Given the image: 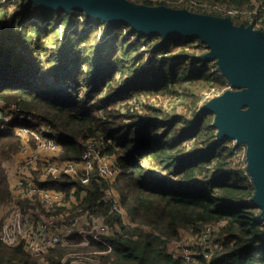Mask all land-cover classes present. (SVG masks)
<instances>
[{
	"label": "trees",
	"instance_id": "16d2710c",
	"mask_svg": "<svg viewBox=\"0 0 264 264\" xmlns=\"http://www.w3.org/2000/svg\"><path fill=\"white\" fill-rule=\"evenodd\" d=\"M79 15L98 20L79 9L68 13L28 0H0V99L49 127L64 149L63 159L81 160L89 139L103 143V155L114 157L120 168L117 177H102L96 166L88 182L65 176L40 184L74 194L69 207L52 213L71 219L89 211L115 231L90 245L76 231L69 244L39 255L25 240L12 245L0 240V264H71L81 252H96L104 264H264V222L252 200L256 186L249 172L231 167L233 139H219L215 113L201 111V91L226 86L218 66L199 67L209 61L188 49L208 51L207 44L179 34L166 40L160 34L140 35L130 25L136 40L123 33L109 36L86 27ZM34 17L58 24L43 25ZM98 21L111 29L119 25ZM159 52L166 55L156 58ZM22 143L17 132L0 131V210L12 197L8 168L16 165ZM198 178L202 185L192 188ZM157 182L174 188L162 189ZM107 190L120 197L106 195ZM115 197L132 224L124 223L123 210L113 208ZM221 222L218 238L224 245L211 258L200 255L190 263L170 250L183 228L198 232L202 224Z\"/></svg>",
	"mask_w": 264,
	"mask_h": 264
},
{
	"label": "built area",
	"instance_id": "2783aa9c",
	"mask_svg": "<svg viewBox=\"0 0 264 264\" xmlns=\"http://www.w3.org/2000/svg\"><path fill=\"white\" fill-rule=\"evenodd\" d=\"M10 1L14 3V0ZM145 1L147 0L143 2ZM151 1L158 3V0ZM164 2L165 0L160 4ZM166 2L186 7L193 12L230 17L236 24H252L254 28L264 31V0H250L242 5L225 0H166ZM79 18L86 27L95 26L102 32L109 31V36L123 33L133 40L137 39V35L126 24H119L111 29L109 25L88 19L84 15H79ZM37 20L43 25L58 24L57 19L42 17ZM150 46L151 42L144 44L143 49ZM165 55L166 53L159 52L156 58H162ZM217 66L215 60L199 65L201 68L211 67L212 69ZM221 76L224 77L222 74ZM224 79L226 86L223 89L214 87L202 91L200 95L202 101H209L225 90L232 89V83L225 77ZM66 90L71 91L72 88L66 87ZM18 120L33 121L34 125L42 127V132L35 133L34 143L30 141L31 133L26 125L14 126ZM4 130L17 132L23 137V143L20 150L21 160L14 167L8 168V174L12 180V197L5 206V210L0 212L1 217L5 213L8 215L0 226L1 241L12 245L25 240L27 249L32 254L39 255L57 244H69L71 235L76 231L84 238V245H90L92 240L104 242V236L114 233L115 230L103 218L89 211L69 220L66 218L68 214H49V210L53 207H69L74 200V194L71 193L68 196L64 192L53 191L40 184L51 177L56 178L63 174L77 176L83 182H88L96 166L102 177L107 179L117 177L120 168L114 157L103 155L102 142L89 139L82 159L79 161L63 159L64 149L53 139L54 132L49 127L32 113L20 110L17 104L6 105L0 99V131ZM61 136L64 134L62 133ZM230 145L234 149L231 163L247 174V146L238 144L236 140H232ZM23 200H31L33 205L23 207L20 204ZM114 209L120 210L119 198L115 199ZM222 224L223 222L205 223L200 226L198 232H194L192 228L188 229L187 231L192 234L173 243V254L190 263H197V257L200 255L207 259L211 258L223 247V241L218 238L216 232ZM71 264H103V261L96 252H81L75 255Z\"/></svg>",
	"mask_w": 264,
	"mask_h": 264
},
{
	"label": "water",
	"instance_id": "95a60500",
	"mask_svg": "<svg viewBox=\"0 0 264 264\" xmlns=\"http://www.w3.org/2000/svg\"><path fill=\"white\" fill-rule=\"evenodd\" d=\"M42 9H74L111 24L130 25L140 35L198 37L210 48L200 55L215 60L233 89L212 98L201 111L215 113L220 140L229 137L247 146L248 170L256 186L252 200L264 220V31L236 24L230 17L193 12L165 4L131 0H28Z\"/></svg>",
	"mask_w": 264,
	"mask_h": 264
},
{
	"label": "rangeland",
	"instance_id": "374dc122",
	"mask_svg": "<svg viewBox=\"0 0 264 264\" xmlns=\"http://www.w3.org/2000/svg\"><path fill=\"white\" fill-rule=\"evenodd\" d=\"M131 1H135V2H138V3H145V2H143L144 0H131ZM149 1H151V0H149ZM163 1H164V0H162V1H159V0H158V1H157L158 3L154 2V1H152V2H153V5H159V4H160L161 2H163ZM164 4L167 5V6H170V7L184 8V7H179V5H175V4L168 3V2H166V0H165V3H164ZM13 9H14V8H11L10 10L13 11ZM37 15L53 16V15L50 14V13H49V14L44 13L42 10H41V11L37 10ZM39 19H40V18H39ZM236 22H237V21H236ZM130 39L133 40V38H131V37H130ZM193 43H194V42H193ZM193 43H192V44H193ZM188 49H190L191 51H193V52H195V53H198V55H202V54H204V53L206 52V51L202 52L201 49L196 50V49L193 48V47L188 48ZM206 69H211V70H212L211 67H207V68H205V70H206ZM213 88H214V87H213ZM210 89H212V88H210ZM206 90H209V89H206ZM202 91H204V90H202ZM202 91H201V92H202ZM221 94H222V93H221ZM50 95H52V96L57 95L56 90H51V91H50ZM200 95H201V93H200ZM170 102H172V101L166 100V105H167L168 109H170V108L173 107V106H169V105H170ZM173 102H174V101H173ZM206 102H207V101H202L200 105H202V104H204V103H206ZM18 122H19V121L15 122V124H17V126H23V125H19ZM29 126H30V127H34V123H30ZM10 131H13V130H10ZM30 133H31V134H30V141H31V143H34V135H35V133H33V132H31V131H30ZM232 149H233V148H232ZM233 155H234V149H233L232 157H233ZM232 157H231V159H232ZM14 160L16 161V163H18V162L21 160L20 154L16 155V156L14 157ZM114 160L116 161L115 158H114ZM9 167H11V166H9ZM231 167L236 168V169H239V168H237V167H234L232 163H231ZM239 170H242V169H239ZM242 171H243V170H242ZM243 173H244V171H243ZM244 174H245V173H244ZM245 175H246V174H245ZM65 176H69V177H71V178H73V179H77V176H73V175H69V174H63V175L60 176V177H56V179H61L62 177H65ZM54 178H55V177H51V178H49V180L54 179ZM168 178L171 179V176H168ZM157 184H158L162 189L173 190V188H174L173 185H166V184H164V183H162V182H157ZM174 184L177 185V183H175V182H174ZM11 185H12V180H11ZM198 185H202V180H201V178H198L195 182L191 183L190 186L193 188V187L198 186ZM182 191H184V190H182ZM113 194H115L116 196L120 197V195H118L115 191H113V192L111 191V195H113ZM74 200H75V197H74ZM76 201H77V198H76ZM7 203H8V201L3 205V207H2L1 210H0V212L3 211V210L5 209V206L7 205ZM259 210H260V209H259ZM7 217H8L7 213H5V214L3 215V217L0 216V225L2 224V222H3ZM123 221H124V223H126V224H132L131 218H130L129 214H128L125 210H123ZM262 221L264 222L263 219H262ZM217 224H218V223H217ZM222 225H223V224H222ZM222 225H221V226H222ZM221 226H220V229H221ZM117 229H119L118 226H117ZM220 229H217V230H216V232H217V234H218V237H221ZM190 234H192V232L187 231L186 228H183V229L181 230V233H180V238H185V237L189 236ZM180 238L171 242V244H170V250H171V251H172V249H173V243L176 242V241H178V240H180ZM193 249H195V246H193ZM172 252H173V251H172Z\"/></svg>",
	"mask_w": 264,
	"mask_h": 264
},
{
	"label": "bare ground",
	"instance_id": "6f19581e",
	"mask_svg": "<svg viewBox=\"0 0 264 264\" xmlns=\"http://www.w3.org/2000/svg\"><path fill=\"white\" fill-rule=\"evenodd\" d=\"M179 7H182V6H179ZM176 8V7H175ZM178 8V7H177ZM184 8H186V7H184ZM186 9H188V8H186ZM189 10V9H188ZM99 20V19H98ZM111 24V23H110ZM241 24V23H240ZM198 38V37H197ZM200 39V38H199ZM202 41V40H201ZM203 42V41H202ZM206 43V42H205ZM207 44V43H206ZM208 46V45H207ZM209 49L210 48H208V51H209ZM208 51H206V52H208ZM205 52V53H206ZM203 55V54H202ZM199 59H200V55H199ZM218 69H219V66H218ZM219 71H220V73L222 74V72H221V70L219 69ZM234 88V87H233ZM232 88V89H233ZM226 91V90H225ZM224 91V92H225ZM223 92V93H224ZM222 93V94H223ZM221 95V94H220ZM219 96V95H218ZM205 104V103H204ZM203 105V104H202ZM202 105H201V107H202ZM18 121H21V120H18ZM29 123H34L33 121H28ZM14 125H15V123H14ZM28 127L30 128V126L28 125ZM35 127H40V126H36V125H34V128ZM42 128V127H41ZM52 131V130H51ZM2 132H7V133H10V132H13V131H7V130H4V131H2ZM65 136V135H64ZM248 157H247V150H246V160H247V164H248V159H247ZM248 166V165H247ZM248 169V168H247ZM248 172H249V170H248ZM249 174H250V172H249ZM250 176H251V174H250ZM173 178H175V177H173ZM176 179V178H175ZM175 179H173V180H175ZM251 179H252V177H251ZM49 179H47L46 181H43V182H47ZM42 186H44V185H42ZM45 187H47L46 185H45ZM47 188H49V189H51V190H53V191H59V190H55V189H52V188H50V187H47ZM62 192V191H61ZM110 192V193H109ZM106 195H111V191H109V190H107L106 191ZM115 199H116V197H115ZM8 202H9V200H8ZM30 204H28V205H25V206H23V205H21V206H23V207H27V206H29V205H33V202L30 200ZM114 204H115V200H114ZM114 204H113V208H114ZM55 207H53V208H51L50 210H49V214H54V213H52V210L54 209ZM260 209V208H259ZM116 210V209H115ZM120 210H123L122 209V205H121V202H120ZM120 210H118V211H120ZM260 212H261V210H260ZM94 214V213H93ZM100 217V216H99ZM261 217V216H260ZM68 219V218H67ZM72 219V218H71ZM262 219V218H261ZM69 220V219H68ZM4 222V221H3ZM2 222V223H3ZM2 225V224H1ZM0 225V226H1ZM112 227V226H111ZM113 228V227H112ZM114 229V228H113ZM223 245H224V242H223ZM26 246H27V244H26ZM223 248V247H222ZM50 250V249H49ZM48 250V251H49ZM45 253V252H44ZM44 264H46V263H44ZM103 264H104V262H103Z\"/></svg>",
	"mask_w": 264,
	"mask_h": 264
},
{
	"label": "crops",
	"instance_id": "0c3cea01",
	"mask_svg": "<svg viewBox=\"0 0 264 264\" xmlns=\"http://www.w3.org/2000/svg\"><path fill=\"white\" fill-rule=\"evenodd\" d=\"M172 179H175V178H173V177H171ZM176 180V179H175ZM175 180H173V182H175ZM5 210V209H4Z\"/></svg>",
	"mask_w": 264,
	"mask_h": 264
}]
</instances>
